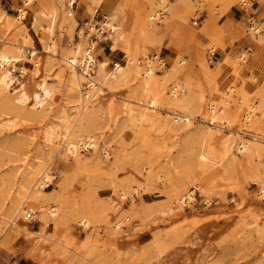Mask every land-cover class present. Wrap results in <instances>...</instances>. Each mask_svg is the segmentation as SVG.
I'll list each match as a JSON object with an SVG mask.
<instances>
[{
  "label": "rangeland",
  "instance_id": "obj_1",
  "mask_svg": "<svg viewBox=\"0 0 264 264\" xmlns=\"http://www.w3.org/2000/svg\"><path fill=\"white\" fill-rule=\"evenodd\" d=\"M93 1L77 0L80 7L69 10L67 0H34L28 7L24 0H0V48L11 50L24 38L41 47L52 38L54 50L41 61L60 77L50 79L44 93L30 74L22 80L13 72L25 92L0 91V264L19 258L33 264H264V199L254 197L264 189V0H100L95 19L111 17L118 30L110 37L106 31L96 46L99 58L124 68L112 84L118 90L107 97L116 93L113 106L126 101L133 109L152 99L154 117L171 119L161 133L160 122L154 130H133L124 113L113 125L94 100L91 111L80 118L72 112L70 121L75 136H92L97 145L71 156L50 130L72 105L60 55L81 42L76 29L89 20L84 11ZM20 6L24 18H17ZM52 9L51 34L49 21L35 14ZM148 59L153 75L142 95ZM213 103L234 125L223 131L232 134L231 149L211 146L217 163L208 167L200 160L207 145L201 117ZM251 105L254 115L245 124ZM187 111L193 120L184 125ZM238 141L249 143L248 153L238 154ZM25 152L39 155L52 177L27 201L30 219L18 216L11 225L7 166L19 164ZM186 189L196 199L182 208L175 198Z\"/></svg>",
  "mask_w": 264,
  "mask_h": 264
},
{
  "label": "bare ground",
  "instance_id": "obj_2",
  "mask_svg": "<svg viewBox=\"0 0 264 264\" xmlns=\"http://www.w3.org/2000/svg\"><path fill=\"white\" fill-rule=\"evenodd\" d=\"M33 1L34 0H24L25 6L28 7L31 3H33ZM76 1L77 0H67L69 10L74 9L76 6L80 7ZM100 5V0L93 1L91 4L86 5L84 12L89 16V21L87 22V26L89 28L87 31L88 34H84V27L79 29L77 27L75 34L80 37L81 42L78 41L67 50H64L60 55V59L66 67L69 75V80L66 84V101L68 103H72V105L59 112V116H57L58 121L54 122L50 130L52 133H55L57 136L63 138L64 152L70 154L71 156L77 155L80 149H93L97 145L96 139L92 136H88L86 138H82L80 135L75 136L73 134V126L70 121V114L72 112H76L77 117L80 118L85 116L87 111H91L88 104L94 100L103 103L108 120L113 125L116 124L119 116L124 113V121L127 125L126 127H130L133 130L140 125L145 127L148 126L150 130H154L157 123L160 122V126H158L156 131L157 133H161L166 129L171 119L170 115L161 119L154 117L153 111L155 103L152 99L147 100L143 108L133 109L126 101L118 103L116 105L118 107L115 108L116 106L112 105L114 101L112 99L117 96L116 93H114V97H107L109 91L118 90V87H113L112 84L115 79H119L123 76L124 68L118 61H111L106 57L101 59L99 58L102 50L100 48H96V46L99 42L103 41V36L106 31L108 32L107 36L110 37L118 30V26L113 23V19L111 17L102 19L101 23L95 19ZM23 7L24 6H20L17 8V18H24V15L27 14L26 10H22ZM159 13L160 14L158 15L157 12V16L161 20L163 17L162 12ZM71 15L72 11H69L68 16ZM35 16L49 21V30L52 34L56 18L55 10H42L37 12ZM36 17H34V19ZM3 19L4 12L0 11V23H2ZM34 42V38H31V40L29 39V41H26L24 38L20 45L13 44L11 50H8L3 46L0 48V91H5L10 88L11 91L13 90V92L17 93V95H21L23 91L25 92L20 81L14 78L15 72L16 74H19V77L22 80L30 74L32 81H36L39 91L44 93H47V85L50 79L54 78L59 80L60 77L58 74H53L51 68H45V64L41 61L43 55H48L54 50V41L50 38L41 47L36 46ZM18 63H22L23 66H18ZM151 64V60L149 59L145 63L141 89L142 95H148L149 93V80L153 75ZM92 71L95 73L94 75L92 74ZM132 80H134V78ZM84 87L87 88V90H85ZM171 91L173 97H176V88H173ZM229 94L230 93L227 92L228 96ZM208 106L209 107L205 110L201 117V120L206 123L203 130L207 134V145H204V147L202 146L203 148L200 153V160L202 165L209 167L214 166L217 163V157L212 148L213 146L221 153L231 149L232 134H224L223 131L224 129L232 127L234 124L232 121L225 120L222 108H218L217 110L214 103ZM183 108L185 109L186 106ZM190 115L189 111L184 113V125L190 124L191 120H193ZM245 115V117L243 116V121L245 124H249L252 120V116L254 115L252 105L249 106L248 112ZM108 128L111 130V127ZM248 144L249 143H245L244 141H238L235 146L238 154L248 153ZM108 153L109 147L105 146L104 154L108 155ZM21 155L22 156L18 159L22 162H20L21 164L19 163L7 166L9 175L8 180L10 183V186L8 184V188L13 191L11 193L13 194V197L6 198L4 201L5 203L15 204V208H13L14 219L7 220V223L11 225L15 222V218L18 216H21L24 219H30L32 208L27 205V201L33 198V194L38 193L40 190H43L44 187L49 185L52 177L48 173L49 165L42 161L39 155H28L26 152ZM162 178H164V176L160 175L159 179ZM7 182L8 181L5 183ZM254 197L258 200L264 199V189L261 187L258 190V194ZM175 199L182 208L186 207L191 201L196 199L195 191L193 189H186ZM204 203L209 205V201ZM48 211L50 216H56L55 209H49ZM1 218L3 217L1 216ZM86 224V221L80 222V225L82 226H86ZM114 225L117 227L119 226V223L116 222ZM41 253H43V251H41Z\"/></svg>",
  "mask_w": 264,
  "mask_h": 264
},
{
  "label": "crops",
  "instance_id": "obj_3",
  "mask_svg": "<svg viewBox=\"0 0 264 264\" xmlns=\"http://www.w3.org/2000/svg\"><path fill=\"white\" fill-rule=\"evenodd\" d=\"M235 13H233L234 15ZM17 264H33L34 262H31V260L29 258H19L18 260H16Z\"/></svg>",
  "mask_w": 264,
  "mask_h": 264
},
{
  "label": "built area",
  "instance_id": "obj_4",
  "mask_svg": "<svg viewBox=\"0 0 264 264\" xmlns=\"http://www.w3.org/2000/svg\"><path fill=\"white\" fill-rule=\"evenodd\" d=\"M88 21L89 20H86V21H84V22L81 23V25L84 27V32H86V33H87L88 29H89L88 26H87V22ZM193 24H196V21L195 20L193 21Z\"/></svg>",
  "mask_w": 264,
  "mask_h": 264
}]
</instances>
